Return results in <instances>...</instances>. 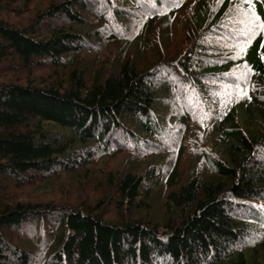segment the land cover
<instances>
[{
    "label": "trees",
    "instance_id": "obj_1",
    "mask_svg": "<svg viewBox=\"0 0 264 264\" xmlns=\"http://www.w3.org/2000/svg\"><path fill=\"white\" fill-rule=\"evenodd\" d=\"M188 1L0 0V264H264V28L249 31L264 24V0H192L169 54L150 28L163 35L167 12ZM125 29L142 54L102 56L94 69L103 41ZM174 109L193 122L189 145L168 121ZM186 146L195 163L181 173ZM114 152L148 161L104 175L128 209L167 187L160 223L109 221L108 198L62 207L37 251L9 237L54 210L11 200L9 180L90 171Z\"/></svg>",
    "mask_w": 264,
    "mask_h": 264
},
{
    "label": "rangeland",
    "instance_id": "obj_2",
    "mask_svg": "<svg viewBox=\"0 0 264 264\" xmlns=\"http://www.w3.org/2000/svg\"><path fill=\"white\" fill-rule=\"evenodd\" d=\"M187 4V5H186ZM186 7L179 10L176 13H169V16L176 18L171 22L169 29L163 27V32L167 30L163 35L154 28H150L149 39L156 41L157 39H163V45L165 50L172 54L182 45L183 39V27L186 19L191 14L192 11V0L186 3ZM184 5V6H185ZM160 11V8L157 9ZM95 25L99 23L95 20ZM129 26V24H128ZM130 32V33H129ZM120 39L115 40H104L100 52H97L94 69L97 68L102 56H111L113 53L118 52L123 59L128 53L133 52L134 54L141 55L142 52L139 47H142L139 43L136 44V38L133 36V29H125L119 31ZM143 42V40H141ZM99 46V43L97 45ZM154 48V47H152ZM145 52H150L146 50ZM91 53L87 54L84 59L89 65H92ZM11 71L6 70L2 76H10L8 74ZM43 72V70H42ZM21 80L25 79L26 75L20 74L18 76ZM39 76H36V78ZM0 78H3L0 76ZM168 121L173 126V128H183L185 134L180 143H185L189 145V138L191 131L193 130L191 122L186 119V126L184 127L181 119V115L178 109L171 110L168 115ZM148 161H144L136 156H131L127 152H114L113 154H108L101 156L94 160L91 170H85L84 168H76L73 170H55L52 172L48 171H36L32 173H27L26 177H30L29 181H23L17 185H14L13 180H9L7 189L3 191L11 200L20 201H32L39 203L51 204L54 208L53 211H48L43 217L37 216L33 218L32 216L23 221L19 226L13 227L12 233L9 237L14 239L22 240L20 243L26 248L30 246L32 249L37 251L45 241L54 236L52 232L48 230L53 226H57V221H59L62 216L59 210L62 207H76L78 205L86 206L87 204L93 205L98 199L102 202H108L106 205L102 206L103 214L99 213V216L113 221L115 223L122 224L124 221H141V222H155L160 223L162 216L164 215V200L167 192V187L164 185H159L156 188L151 200L150 206L143 207L140 209H129L125 207V202L120 201V197L108 189L107 184L104 181V175L107 171L118 169V168H135L138 172L142 171ZM195 163L194 150L188 149L186 146L185 153L180 159V171L181 173H186L191 170V166ZM25 177V179H26ZM110 195V197H108ZM117 199V200H116ZM122 202V204H119ZM264 204V201H263ZM101 205V204H100ZM94 206L93 208H100L101 206ZM65 207V208H66ZM56 228L54 231H57ZM47 231V232H46ZM45 232V234H43ZM57 233V232H56Z\"/></svg>",
    "mask_w": 264,
    "mask_h": 264
},
{
    "label": "snow or ice",
    "instance_id": "obj_3",
    "mask_svg": "<svg viewBox=\"0 0 264 264\" xmlns=\"http://www.w3.org/2000/svg\"><path fill=\"white\" fill-rule=\"evenodd\" d=\"M251 27L249 28V31H252L253 28H264V24H261L255 20L249 22Z\"/></svg>",
    "mask_w": 264,
    "mask_h": 264
}]
</instances>
